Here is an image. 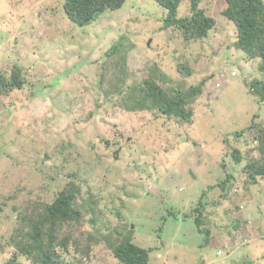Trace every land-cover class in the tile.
Listing matches in <instances>:
<instances>
[{"label":"rangeland","instance_id":"rangeland-1","mask_svg":"<svg viewBox=\"0 0 264 264\" xmlns=\"http://www.w3.org/2000/svg\"><path fill=\"white\" fill-rule=\"evenodd\" d=\"M64 2L0 0V75L17 65L25 80L0 94V264L16 252L19 214L40 212L72 183L82 216L64 228L71 242L59 252L69 264H119L113 247L127 237L153 249L149 264H264V177L252 183L243 172L259 154L249 136L235 138L253 121L264 125V102L247 84L262 78V61L233 48L237 28L222 1L201 0L217 27L193 43L164 26L155 0H127L85 27ZM190 13L184 0L179 16ZM186 55L188 78L177 71ZM147 76L168 78V89L205 84L191 124L132 109L140 103L124 89L138 91ZM18 264L33 263L20 256Z\"/></svg>","mask_w":264,"mask_h":264},{"label":"trees","instance_id":"trees-1","mask_svg":"<svg viewBox=\"0 0 264 264\" xmlns=\"http://www.w3.org/2000/svg\"><path fill=\"white\" fill-rule=\"evenodd\" d=\"M64 1V11L68 18L79 27H85L94 23L105 12L121 9L127 0ZM155 1L167 12L163 22L164 26L180 30L186 43L208 39L210 32L217 27L214 15L211 14L209 7L201 5V0H190L191 13L184 17L179 16V9L184 0ZM221 1V14L237 28V38L232 45L233 48L245 53L249 59H261L262 61L260 68L262 78L253 79L249 82L250 84H247L250 93L264 102V0ZM119 50H121L120 45L117 43L109 52L111 53L110 59L118 55ZM193 57L194 55H192ZM182 59L186 61L179 63L177 71L188 78L193 74L191 60L187 55ZM152 67L157 72L155 67ZM232 76L235 77L236 74ZM159 80L147 76L136 85L135 88H138V91L132 93H130L131 86L127 84V88L124 89L128 90L125 95L126 99L130 102L140 103L135 104L132 109L158 110L169 122L173 119L179 124H191L194 116L193 103L203 94L205 84L193 85L187 90L180 88V85L177 84L168 89L165 86L169 84L170 80L161 76H159ZM24 85L25 80L20 66L14 67L9 78L0 75V94L2 95L21 90ZM217 87L219 86L217 85ZM262 124L253 121L251 126L235 133V138L239 137V141L242 140L244 143L246 136H249V141L253 144L252 150L256 149L259 154L258 159L261 163L259 160L250 161L243 170L252 183L264 177V164H262L264 161V125ZM230 153L237 164H245L246 159H244L240 148L230 147ZM231 178L232 175L228 180ZM79 192L75 184L72 183L63 189L51 204H45L40 212L38 205L31 214L27 210L20 213L18 227L12 237L16 252L11 259L2 264H18L20 256L27 257L33 264H69L61 257L59 250L67 251L71 242L70 237L65 234V226L81 220L82 209L76 204ZM200 217H196L195 223L203 232ZM233 223L234 226L239 224L236 220ZM110 238L107 235L100 238L90 236V240L107 241L113 247L115 244ZM152 251L153 249H145L136 245L132 237H127L113 247V253L119 264H149Z\"/></svg>","mask_w":264,"mask_h":264},{"label":"clouds","instance_id":"clouds-1","mask_svg":"<svg viewBox=\"0 0 264 264\" xmlns=\"http://www.w3.org/2000/svg\"><path fill=\"white\" fill-rule=\"evenodd\" d=\"M217 85H218V84H217ZM235 189H236V191H235ZM238 190H239V185H238V184H235V185H234L233 192L237 193ZM241 206L243 207V211H244V206H243V205H241Z\"/></svg>","mask_w":264,"mask_h":264},{"label":"crops","instance_id":"crops-1","mask_svg":"<svg viewBox=\"0 0 264 264\" xmlns=\"http://www.w3.org/2000/svg\"><path fill=\"white\" fill-rule=\"evenodd\" d=\"M248 221H250V220H248ZM262 229H263V228H260V229H259V230H260V232L262 231ZM254 234H256V231H255V229H254Z\"/></svg>","mask_w":264,"mask_h":264},{"label":"built area","instance_id":"built-area-1","mask_svg":"<svg viewBox=\"0 0 264 264\" xmlns=\"http://www.w3.org/2000/svg\"><path fill=\"white\" fill-rule=\"evenodd\" d=\"M232 75H235V73H233ZM218 86H219V84H218ZM235 191H236V189H235ZM240 209L243 210V207L241 206Z\"/></svg>","mask_w":264,"mask_h":264},{"label":"water","instance_id":"water-1","mask_svg":"<svg viewBox=\"0 0 264 264\" xmlns=\"http://www.w3.org/2000/svg\"><path fill=\"white\" fill-rule=\"evenodd\" d=\"M117 154H118V152L115 153V155H117ZM115 158H117V156H115Z\"/></svg>","mask_w":264,"mask_h":264}]
</instances>
